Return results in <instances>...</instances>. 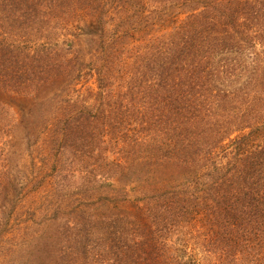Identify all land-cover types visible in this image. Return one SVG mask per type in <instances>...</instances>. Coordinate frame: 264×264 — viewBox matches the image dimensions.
Returning <instances> with one entry per match:
<instances>
[{
	"label": "trees",
	"instance_id": "1",
	"mask_svg": "<svg viewBox=\"0 0 264 264\" xmlns=\"http://www.w3.org/2000/svg\"><path fill=\"white\" fill-rule=\"evenodd\" d=\"M84 17L99 104L73 47L49 44ZM16 129L59 166L38 168L52 196L93 186L87 205L53 204L30 264H264V0H0V140ZM0 150L1 242L21 212L2 205L16 172Z\"/></svg>",
	"mask_w": 264,
	"mask_h": 264
},
{
	"label": "rangeland",
	"instance_id": "2",
	"mask_svg": "<svg viewBox=\"0 0 264 264\" xmlns=\"http://www.w3.org/2000/svg\"><path fill=\"white\" fill-rule=\"evenodd\" d=\"M180 12H185V10ZM132 16L134 18L131 20V26H137L138 22H141L144 25L146 24V20L153 21V15L150 13L149 8L140 9V11L132 14ZM186 16L187 14L178 15L180 20H185ZM86 22L87 18L84 17V19L74 23V25H69V28L66 31H63V35H60V42H56L57 40H51L49 41V44H54L62 48L73 47V51L79 55V58H81L80 61L83 65L80 70L81 75L77 82L79 89L82 90L81 92L83 93L86 91L85 98L87 105H91L98 101L101 102L98 97L100 90L98 89L97 72L95 70L97 64L94 62V55L98 53H95L94 48H92L95 46V40L98 39V35H94L97 32L96 28L87 25ZM126 30H128L126 25L121 29L111 27V29L109 28V31L104 33L103 39L117 40V36L114 37L115 33L118 31L124 32ZM140 31L141 30L139 29L137 33H130L132 37L129 35L125 40H141L142 32L140 33ZM53 38L55 39V37ZM92 38L94 39L93 42L90 41ZM17 39L18 41H22L21 43L30 42V40H22V38L21 40L20 38ZM32 42L34 44L39 43V40H33ZM63 42H65V44ZM123 80L124 77L120 73L119 75L116 74L109 76L108 82L112 86L113 95L116 96L117 92L120 91L121 87L119 86ZM104 100H108L107 95L103 96L102 101ZM10 102H12L15 107L12 115L14 118H17L14 114L20 113L17 108L18 106L26 108L31 104L28 100L19 99L10 100ZM4 140L5 137L0 140V148L5 150L4 156L6 155L4 157V162L7 164L4 163V165H7L10 169L16 172V178L12 180V184L15 188L8 193L6 198H4L2 205L4 204L6 211L14 202L16 205V212H21L22 215L19 214L16 216L15 214L10 218L8 227L10 230L6 231L4 239L0 242V264H30L34 255L43 251V248L37 242V234H35L36 229L38 228L37 224L41 223V219L46 218L47 216V218H49V214L54 208L53 204L56 202H62L59 204L66 211H71V206H75L74 208H76L82 204L87 205V198L80 199L81 194L83 192L86 195L90 192L92 193L90 188H93V186L86 184L82 186V191H80V193L76 191L73 193V196L67 195L62 191L59 194L52 196L50 189L53 181L48 180L49 178L47 176L44 178L42 172L38 171V168L42 165V162H49V168H51V164L57 168L59 166L53 164L52 162L54 161L46 160L42 153L40 154L38 150L36 151L35 146L37 140H35V138H27L23 133L18 134V129L15 131V136L13 133L12 137H9L6 143H4ZM27 140L29 141L28 143ZM66 157L69 159V155H66ZM0 159L3 160V158ZM55 162H57V160ZM44 165L45 164H43L42 167ZM52 172L54 173L55 170ZM83 172L86 174L85 171ZM69 173L71 174L72 171H69ZM22 178H24V182L22 181ZM69 182L75 183L73 179H70ZM17 191L20 192L18 197ZM96 199L97 198L91 201H95ZM80 202L81 204L77 205V203ZM25 225H29L30 228L28 230L23 229ZM184 234H193L192 236L195 237L194 228L186 229ZM187 239H189V237ZM179 243L183 247L197 246L196 241L193 243V240L188 241L184 239L183 242Z\"/></svg>",
	"mask_w": 264,
	"mask_h": 264
}]
</instances>
